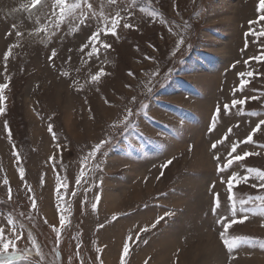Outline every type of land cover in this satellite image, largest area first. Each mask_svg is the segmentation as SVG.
Returning <instances> with one entry per match:
<instances>
[{"label": "rangeland", "instance_id": "obj_1", "mask_svg": "<svg viewBox=\"0 0 264 264\" xmlns=\"http://www.w3.org/2000/svg\"><path fill=\"white\" fill-rule=\"evenodd\" d=\"M88 3L0 0V264H264L258 0Z\"/></svg>", "mask_w": 264, "mask_h": 264}, {"label": "snow or ice", "instance_id": "obj_2", "mask_svg": "<svg viewBox=\"0 0 264 264\" xmlns=\"http://www.w3.org/2000/svg\"><path fill=\"white\" fill-rule=\"evenodd\" d=\"M40 0H32V3H33V6H35L37 3H39ZM109 3H115V0H108ZM137 3V0H132V4L135 5ZM55 4L59 6V13H60V20L62 21L65 16H75L76 14V10H80V13L81 15H84V7H82V4L86 6V8L88 10H92V5L90 3H88V0H73V2H69V0H55ZM258 10H261V11H264V0H258ZM95 13L93 12V15ZM118 18H119V14L117 13V18H113L112 21H111V24H112V34L115 35V26L118 22ZM261 20L264 21V16L261 17ZM59 25L57 24V27ZM130 25H125V27H129ZM40 29H37V31H39ZM108 28L105 27V32L107 33L108 32ZM17 36L21 35L19 32L16 33ZM98 35V33H93V36H96ZM260 36H264V31H261L259 33ZM91 39V37H90ZM183 43V38H180L177 42V47H179L180 44ZM83 45L81 46V49L83 50ZM105 47H110V45H105ZM10 51V49H9ZM93 51H95V49H93ZM8 55H9V52H5L4 54V58L5 60H7L8 58ZM56 55V52L55 50H53L52 52V55L49 57V59L51 60L54 56ZM66 74V73H65ZM98 75H94L91 77V79L93 81H96L98 79ZM131 75V73H130ZM239 75L243 76V73H240ZM253 74L251 72L248 73V76H252ZM245 86V82L242 81L241 82V90H243V87ZM7 85L6 84H0V90H3L4 88H6ZM5 97L3 95H0V101L4 100ZM134 99V98H133ZM251 99H257V97H252ZM245 103V100H233L232 101V104L233 105H237V104H244ZM227 105H225V110H227ZM4 111L3 108H0V113H2ZM219 111V109L217 110ZM129 115H131V111H129ZM261 125H264V120H260L257 125H256V128L253 129V133H255L257 130H260L261 129ZM5 127H7V125H5ZM49 131H52V126L49 125ZM226 139V137H225ZM252 141V134H249L246 138H245V142H251ZM107 143V141H101L99 144L95 145L94 146V149H93V153L91 155H94L95 152L97 150H99L103 144ZM213 148L216 147V143H213L212 145ZM235 148H236V145L233 146V149L232 151H235ZM251 155L250 153H247L245 152L243 154V156L241 155H236L235 157L231 158V159H228L227 160V163L225 165H222V166H218L220 167L221 170H223V168L225 167H229L231 166V164L233 163V160H236V161H240V160H243L245 157ZM214 159H219V157H214ZM168 164L171 163V161H168L167 162ZM21 171V175L23 174V169L20 170ZM249 171H255L256 174L258 175V177L261 179V180H264V170H260V169H250ZM240 179H245V178H237L234 174L233 177L230 178V183H229V188H231L232 184H231V181L235 180L237 183H239V180ZM262 187H264V185H261ZM257 199H260L261 200V205H260V209H261V213L264 214V197H257ZM216 202H217V205L219 203V198H218V194H217V197H216ZM246 203V201H243L241 200V204H244ZM33 207H35V204L33 203ZM242 212H245L246 210L245 209H241ZM170 213H166L165 215H169ZM163 219V217H158L157 218V223H159V221ZM247 219V216L245 215L243 218H241L239 221L233 219L231 221V223H226L224 225L225 228H229L232 226V224H235V223H243L244 220ZM60 223L61 225L64 224V217L61 216L60 217ZM155 225H153L154 227ZM100 227H103V225H101ZM17 239L21 238L19 235H17L16 237ZM221 238L223 239V242H224V245L227 247L228 251L231 252L234 248L238 247L239 243L241 242L242 239L244 238H240V237H233L231 240H228V239H224V233H221ZM4 240V229L3 228H0V242H3ZM11 243V241H7V242H4L3 243V246L5 248H7L9 246V244ZM123 251L124 253H127L129 251V245L126 243L124 245V248H123ZM122 264H123V258H122ZM145 264H147V261L145 262Z\"/></svg>", "mask_w": 264, "mask_h": 264}]
</instances>
